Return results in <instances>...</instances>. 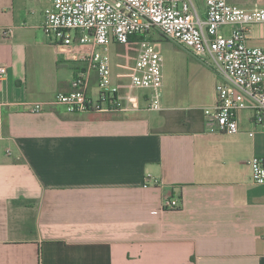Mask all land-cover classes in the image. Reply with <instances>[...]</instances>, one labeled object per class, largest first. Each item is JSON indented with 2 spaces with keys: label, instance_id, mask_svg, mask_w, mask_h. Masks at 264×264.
<instances>
[{
  "label": "crops",
  "instance_id": "0c3cea01",
  "mask_svg": "<svg viewBox=\"0 0 264 264\" xmlns=\"http://www.w3.org/2000/svg\"><path fill=\"white\" fill-rule=\"evenodd\" d=\"M50 5L0 0V264H264V185L247 165L264 156V131L251 113L238 112L234 135L211 132L204 111L217 102L219 79L184 48L182 69L194 81L162 82L158 110L147 109L149 90L137 91L135 112L70 114L52 105L92 49L79 45L78 32L69 45L44 36ZM247 43L264 47V23L250 27ZM127 45H136L133 66L138 44ZM111 79L129 81L112 62ZM88 93H97L95 72ZM167 196L180 206L164 209Z\"/></svg>",
  "mask_w": 264,
  "mask_h": 264
},
{
  "label": "built area",
  "instance_id": "2783aa9c",
  "mask_svg": "<svg viewBox=\"0 0 264 264\" xmlns=\"http://www.w3.org/2000/svg\"><path fill=\"white\" fill-rule=\"evenodd\" d=\"M197 0H51L44 10L41 26L52 43L69 45L72 33L81 37L79 45L90 44L85 67L70 82V92L58 93L52 105L67 113L109 114L140 110L137 91L149 90L147 109L160 108L162 55L158 44L150 40L156 34L188 50L215 73L217 102L205 110L211 132L234 135L238 132L237 114L247 110L251 123L264 131V47L247 43L250 27L264 23V7L243 10L227 0H203L201 13ZM138 49L128 83L113 84L111 43L127 45L133 40ZM97 75V93H88L91 73ZM6 67L0 66V80ZM4 104L0 103V148L3 141ZM32 112L41 104H29ZM6 155L10 149L6 148ZM252 182L264 185V156L247 161ZM159 185L158 179L147 181ZM179 200L163 199L164 209H177Z\"/></svg>",
  "mask_w": 264,
  "mask_h": 264
},
{
  "label": "rangeland",
  "instance_id": "374dc122",
  "mask_svg": "<svg viewBox=\"0 0 264 264\" xmlns=\"http://www.w3.org/2000/svg\"><path fill=\"white\" fill-rule=\"evenodd\" d=\"M199 8H202L201 1H198ZM151 37V36H150ZM162 36L156 34L151 37L152 41H157L160 44V51L162 55V76L163 84L168 85L167 88H171L173 85H177L179 80H186L188 83L194 81L188 74L186 75L185 70L182 69V65H185L186 52L178 46L168 40L161 38ZM132 46V47H131ZM111 45L109 56L112 63H114V73L119 79L124 78L129 80L132 63L134 59V53L130 50L136 47V45ZM186 57H188L186 55ZM123 76V77H121ZM183 77V78H182ZM181 83V81H180ZM169 91V90H168ZM141 93V92H140Z\"/></svg>",
  "mask_w": 264,
  "mask_h": 264
},
{
  "label": "trees",
  "instance_id": "16d2710c",
  "mask_svg": "<svg viewBox=\"0 0 264 264\" xmlns=\"http://www.w3.org/2000/svg\"><path fill=\"white\" fill-rule=\"evenodd\" d=\"M133 40H135V38H133ZM131 42H134V41H131ZM130 42V43H131ZM132 53H134L135 51H136V48L134 47V48H132L131 50H130Z\"/></svg>",
  "mask_w": 264,
  "mask_h": 264
}]
</instances>
